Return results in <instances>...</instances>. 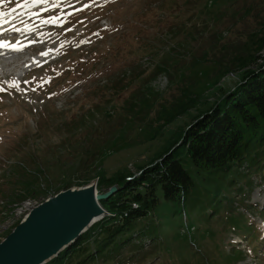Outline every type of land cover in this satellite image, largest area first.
Masks as SVG:
<instances>
[{
  "label": "rangeland",
  "instance_id": "1",
  "mask_svg": "<svg viewBox=\"0 0 264 264\" xmlns=\"http://www.w3.org/2000/svg\"><path fill=\"white\" fill-rule=\"evenodd\" d=\"M155 1L0 0V18L25 12V26L16 29L25 27L33 40H26V52L1 61L18 63L0 65V203L14 199L1 208L0 240L66 182L96 181L92 175L102 171L136 175L221 95L219 89L238 80L237 72L217 79L213 60L242 44L245 48L264 15V0H161L167 11L157 18L167 20V29L157 31L155 54L143 56L132 48L151 33L136 36L121 19L135 16L127 3L151 19L156 12L148 3ZM117 32L118 40L123 38L118 52L113 48ZM36 53L20 66L24 55ZM158 65L174 67L177 75L161 73ZM148 88L156 93L150 95ZM131 99L136 110L144 100L152 107L130 113ZM175 103L180 112L158 131V114ZM185 167L195 178L193 166ZM235 167L221 196L213 197L216 182H211L182 204L135 221L133 248L129 254L128 247L121 251L118 264H264V155ZM26 186L32 193L26 194Z\"/></svg>",
  "mask_w": 264,
  "mask_h": 264
},
{
  "label": "trees",
  "instance_id": "2",
  "mask_svg": "<svg viewBox=\"0 0 264 264\" xmlns=\"http://www.w3.org/2000/svg\"><path fill=\"white\" fill-rule=\"evenodd\" d=\"M152 39L147 36L142 40V46L132 50L137 54L140 51L145 54L154 51L157 46L151 42ZM213 61L218 64L215 74L217 79L233 72L239 74L234 85L219 89L221 95L207 109L198 111L185 127L176 131L164 150L151 163L139 167L137 175L134 176L129 170L124 172V169L114 171L109 176L103 171L92 175L98 179L97 190L100 192L113 184L118 187L113 194L100 200L111 216L94 223L75 244L47 264H98L99 260L102 264H115L114 259L120 251L131 246L135 221L147 217L157 208L164 209L168 204H182L188 198H193L202 185H210L211 182H216L213 197L221 196L222 184L230 177L235 165L239 166L244 162L251 164L253 159H262L264 15L259 26L249 34L244 49L242 44ZM157 67L159 69L160 65ZM161 70L177 75L168 66H163ZM148 89L152 91L150 95L156 93L154 88ZM136 93L138 91L133 95ZM128 104L126 108L130 113L152 107L149 100H144L142 109L137 110L136 101L131 99ZM179 108L178 103L162 108L158 114L161 122L158 124V131L174 119L180 112ZM186 163L193 166L195 178L185 167ZM24 170L29 172L27 168ZM88 181L85 178L78 184ZM72 184L76 183L69 181L62 187ZM51 186L48 183V187ZM25 191L29 194L33 190L31 186H26ZM18 196L20 200L26 197L23 194ZM10 200L14 199L0 203V212L6 209Z\"/></svg>",
  "mask_w": 264,
  "mask_h": 264
},
{
  "label": "water",
  "instance_id": "3",
  "mask_svg": "<svg viewBox=\"0 0 264 264\" xmlns=\"http://www.w3.org/2000/svg\"><path fill=\"white\" fill-rule=\"evenodd\" d=\"M114 188L111 187L110 191ZM95 182L70 186L31 207L0 240V264H43L102 218Z\"/></svg>",
  "mask_w": 264,
  "mask_h": 264
},
{
  "label": "bare ground",
  "instance_id": "4",
  "mask_svg": "<svg viewBox=\"0 0 264 264\" xmlns=\"http://www.w3.org/2000/svg\"><path fill=\"white\" fill-rule=\"evenodd\" d=\"M22 13L23 12H20L19 14H16V15H14V13L13 14L12 13H9V14H7V16H3V17L0 18V19H4V18L5 19H8L7 21H8V24H9L8 25L7 22H5L4 24L1 22L3 26L4 25L5 26L8 25L9 27H8V29H5L6 27H3V28L0 27V31H1V33H0V48H1V44H2L3 45L2 46L3 51H6V54L7 55H9L10 53H13V52H20V51L26 52L27 51V48L29 47L28 44L22 45L20 43H22V42L26 41L27 39L31 38L30 33L28 31H26L25 28L23 30L14 29V27L16 25H19V24L20 25H23L24 24V26H25V23H24L23 20L19 21ZM23 17H25V16H23ZM23 17H22V19H23ZM1 23H0V26H2ZM10 30L18 31L19 34L17 32H15L14 35H10L11 32H12ZM7 42L9 43V45L7 44ZM16 55H19V53H17ZM2 60H5V56L4 55H1V53H0V65L1 66L2 65L3 66H6L8 64L10 66H12L13 64L18 63V61H19L17 59V62L13 63L12 61L11 62H1ZM31 60H33V59H31ZM24 63H22V64H24Z\"/></svg>",
  "mask_w": 264,
  "mask_h": 264
}]
</instances>
